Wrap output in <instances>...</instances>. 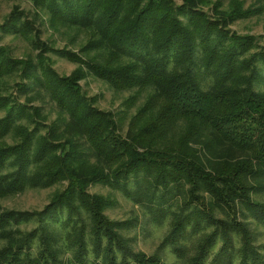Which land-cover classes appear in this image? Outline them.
<instances>
[{"label": "trees", "instance_id": "trees-1", "mask_svg": "<svg viewBox=\"0 0 264 264\" xmlns=\"http://www.w3.org/2000/svg\"><path fill=\"white\" fill-rule=\"evenodd\" d=\"M26 1L33 19L13 7L1 26L36 54L0 46V200L55 189L40 211L0 206V264H166L165 246L182 259L189 238L183 264H264L250 226L264 231V48L229 29L262 0ZM36 20L73 33L77 52L41 41ZM48 55L75 70L59 76ZM87 76L132 92L124 134L83 93ZM41 98L50 122L32 105ZM96 185L157 222L170 215L158 254L129 245L128 223L105 214L114 200L89 193Z\"/></svg>", "mask_w": 264, "mask_h": 264}, {"label": "rangeland", "instance_id": "rangeland-1", "mask_svg": "<svg viewBox=\"0 0 264 264\" xmlns=\"http://www.w3.org/2000/svg\"><path fill=\"white\" fill-rule=\"evenodd\" d=\"M179 4V0H174ZM209 3H213L218 0H207ZM243 2V7H257L256 0H240ZM222 9L226 8L227 0H221ZM263 6L262 12L254 14L248 18L238 19L229 29L238 35L252 36L257 43L264 48V0L261 1ZM13 7H17L19 11L27 14V20L33 19V11L30 3L26 0H0V46L8 48L12 57L17 59H24L26 57L33 58L36 54L29 41L22 36L14 33V31H5L1 26L4 18L11 12ZM208 7V6H207ZM206 7V8H207ZM45 20V18H43ZM33 28H38L40 31L41 41L47 42L55 49L67 48L68 50L77 52L78 44L81 42L79 38L72 41L71 32L66 34L53 32L49 29L47 24L40 25L39 20L33 24ZM52 61V68L59 76H69L76 65L73 63L53 55H48ZM80 86L83 93L87 97H97L96 107L102 111L112 112L119 122L121 133L124 134L128 122V118L133 114L135 106L127 108L124 102L132 94L131 91L115 92L101 81L87 76L86 79L81 81ZM261 89H264V85H260ZM13 95H16L13 92ZM25 96H20V102L23 101ZM42 107L43 113L47 115L49 122L55 119V110L53 104L48 102L47 99L41 98L35 100L32 104ZM54 188L37 189L25 191L20 195L10 197L5 200H0L1 208L5 210H14L18 212H31L40 211L42 207L47 203L48 198ZM90 194H97L102 196H108L114 200L113 206L106 211V216L117 222H127L129 228L123 230V235L129 239V245L136 251H141L146 255L156 254L158 251L157 246L166 236L169 229L170 215L163 216L160 221H155L154 215L144 208L134 204L130 199L125 198L118 190H113L109 187H102L96 185L89 188ZM252 231L256 235V245L261 247V251L264 253V231L257 229L255 222L251 220L250 223ZM257 230L258 234L255 232ZM193 243V238L183 239V245H187L185 255L182 259H177L172 253L170 246H165V250H162L160 257L166 264H183L185 259L193 254V249L190 248ZM159 253V252H158ZM157 253V254H158Z\"/></svg>", "mask_w": 264, "mask_h": 264}]
</instances>
